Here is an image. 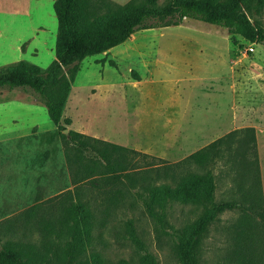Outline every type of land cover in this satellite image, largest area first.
Listing matches in <instances>:
<instances>
[{
	"label": "rangeland",
	"instance_id": "obj_1",
	"mask_svg": "<svg viewBox=\"0 0 264 264\" xmlns=\"http://www.w3.org/2000/svg\"><path fill=\"white\" fill-rule=\"evenodd\" d=\"M111 1L125 4L130 0ZM169 1L158 2L164 5ZM53 2L0 0V68L19 61L43 70L50 65L55 58L57 35ZM247 14L253 25L264 29V3ZM248 45L249 42L238 35L233 37L226 28L189 19L179 26L138 31L124 43L79 63L63 118L71 119L76 98H80L82 106L77 111L75 126L71 124L65 130H100L99 122L85 120L82 110L85 97L98 98L101 87L109 85L119 88L126 98L138 90L150 112L154 111L159 97L162 105L166 98L170 105H180L179 114L175 112L173 118L174 129L181 123L180 134L174 135L178 142L170 147H146L150 149L148 155H163L155 157L170 164L229 132L258 126L261 121L264 126V45L254 43V52L246 53ZM126 103L127 100L123 117L129 119ZM113 108L109 111L112 118L117 115V107ZM55 129L45 108L32 95L19 89L0 92L2 242L17 241V237L23 240L29 234L7 233L9 226H18L21 215L29 208L39 206V215L47 219L54 213L55 205L61 200L66 202L63 197L66 191L74 189L65 146L55 135ZM139 167L147 169L148 164L139 159ZM248 182L250 186L254 182L251 193L255 200V180ZM228 187L227 179H218L217 201L228 198L225 194ZM130 192L102 205L87 256L90 252L99 254L106 264H140L141 257L148 252L158 264H180L174 231L194 221L199 211L169 202L165 210L166 224L161 226L145 212L134 191ZM239 216L237 212H225L220 216V223L210 227L202 242V264L218 263L225 248L223 227ZM255 222L259 223L258 217ZM32 235L39 241L40 233ZM56 243L61 244L58 239Z\"/></svg>",
	"mask_w": 264,
	"mask_h": 264
},
{
	"label": "trees",
	"instance_id": "obj_2",
	"mask_svg": "<svg viewBox=\"0 0 264 264\" xmlns=\"http://www.w3.org/2000/svg\"><path fill=\"white\" fill-rule=\"evenodd\" d=\"M158 1L55 0L57 35L50 65L43 70L19 61L0 68V92L22 90L45 108L55 135L64 143L74 186L64 194L66 202L55 205L47 219L35 205L21 215L18 226H9L7 233L29 234L23 240L0 241V264H106L99 254L87 256L92 232L102 205L130 190L161 226L166 224L169 202L199 211L194 221L174 231L180 264H202L203 239L225 212L240 216L223 227L225 248L217 264H264V208L253 128L229 132L173 164L73 130L63 133L71 125L63 111L79 63L124 43L138 31L179 26L189 19L226 28L233 37L264 45V29L253 25L247 14L264 0H170L164 5ZM139 159L148 164L147 169H140ZM217 178L229 182L224 200L215 199ZM252 178L255 200L254 182L251 186L248 182ZM32 233L41 234L39 241ZM140 264L158 263L145 252Z\"/></svg>",
	"mask_w": 264,
	"mask_h": 264
},
{
	"label": "crops",
	"instance_id": "obj_3",
	"mask_svg": "<svg viewBox=\"0 0 264 264\" xmlns=\"http://www.w3.org/2000/svg\"><path fill=\"white\" fill-rule=\"evenodd\" d=\"M97 93L99 95L98 98H91L89 100L85 97V106L82 113L84 114L85 120L90 119L95 123L99 122L100 130L90 132L84 130L83 132L82 130L76 128L73 131L138 152L143 151L141 153L146 152L144 154L147 155L150 152L148 150H150L149 148L151 147L163 145L170 147L173 146L174 143L178 142V139H176L175 136L180 134L179 131L181 123L180 121L179 123L177 122L178 124L176 126H178V129L176 127L174 129L173 118L176 113L177 115L179 114V104H172V106L167 101L169 98H166V100H164L165 103L162 105L159 103V101H162V97H159L157 98V102H155L154 111L150 112L147 110L146 106H144L143 101H145V99L138 90H135L128 98L121 93L119 88L113 85L106 87L103 86ZM70 98L71 91L68 101ZM125 100H127L126 108L130 111L128 112L129 119H125L123 117ZM80 106H82V103L78 97L74 102L72 113L70 115L71 124L73 126H75V120L78 116L77 111L80 109ZM114 106L117 107V115L112 118V114H110L109 111H113ZM92 109L93 112L91 111ZM96 111H101L102 114L97 115V113H95ZM109 118L111 120H109ZM176 118L178 119V116H176ZM249 128H253L255 130L256 148L260 170V185L264 208V126H262L261 121L258 126L253 125ZM147 146H149V148H146ZM153 155L163 156L155 153Z\"/></svg>",
	"mask_w": 264,
	"mask_h": 264
},
{
	"label": "built area",
	"instance_id": "obj_4",
	"mask_svg": "<svg viewBox=\"0 0 264 264\" xmlns=\"http://www.w3.org/2000/svg\"><path fill=\"white\" fill-rule=\"evenodd\" d=\"M253 46H254V43H249V45H248V47L246 48L245 52H246V53H252V52H254V48H253Z\"/></svg>",
	"mask_w": 264,
	"mask_h": 264
},
{
	"label": "water",
	"instance_id": "obj_5",
	"mask_svg": "<svg viewBox=\"0 0 264 264\" xmlns=\"http://www.w3.org/2000/svg\"><path fill=\"white\" fill-rule=\"evenodd\" d=\"M64 132H65L66 134H68V131H67V130H64Z\"/></svg>",
	"mask_w": 264,
	"mask_h": 264
}]
</instances>
